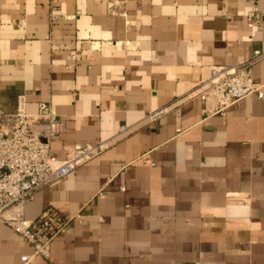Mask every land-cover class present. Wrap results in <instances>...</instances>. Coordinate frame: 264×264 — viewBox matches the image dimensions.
Returning <instances> with one entry per match:
<instances>
[{
  "label": "crops",
  "instance_id": "1",
  "mask_svg": "<svg viewBox=\"0 0 264 264\" xmlns=\"http://www.w3.org/2000/svg\"><path fill=\"white\" fill-rule=\"evenodd\" d=\"M256 48L264 0H0V106L49 101L59 158L107 142L24 200L74 215L34 264H264V97L204 115L198 94ZM31 251L1 227L0 264Z\"/></svg>",
  "mask_w": 264,
  "mask_h": 264
},
{
  "label": "built area",
  "instance_id": "2",
  "mask_svg": "<svg viewBox=\"0 0 264 264\" xmlns=\"http://www.w3.org/2000/svg\"><path fill=\"white\" fill-rule=\"evenodd\" d=\"M263 56L264 48H256L241 62L211 65L209 75L199 82L203 114H225L229 106L253 93L264 97L262 84L255 83L252 75L253 63ZM163 110H151L148 115L155 118ZM59 122L55 109L46 100L37 102L34 111L27 110L21 101L12 112L0 106V229L8 227L32 247L30 253L20 256L18 264H34L35 255L48 258L51 240L68 229L74 218L51 205L36 217H25L24 200L39 187L65 177L107 145L104 139L75 143L65 157L59 158L49 144Z\"/></svg>",
  "mask_w": 264,
  "mask_h": 264
}]
</instances>
